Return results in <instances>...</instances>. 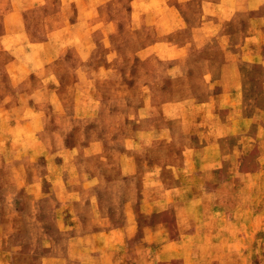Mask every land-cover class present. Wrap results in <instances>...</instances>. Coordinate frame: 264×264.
I'll return each instance as SVG.
<instances>
[{
    "label": "rangeland",
    "instance_id": "374dc122",
    "mask_svg": "<svg viewBox=\"0 0 264 264\" xmlns=\"http://www.w3.org/2000/svg\"><path fill=\"white\" fill-rule=\"evenodd\" d=\"M149 3L98 1L87 44L75 36L50 64L17 70L22 80L0 72V264H264V65L229 69L233 94L218 97L222 62L242 50L180 27L183 7L197 23L195 0L172 2L167 32L154 31L148 10L161 9ZM43 11L31 12L32 39L49 35L35 25ZM213 138L225 159L204 169L183 159ZM37 175L61 202L68 186H107L111 224L131 213L136 224L104 256L69 255L74 226L48 223V203L44 223L24 222L21 188Z\"/></svg>",
    "mask_w": 264,
    "mask_h": 264
},
{
    "label": "crops",
    "instance_id": "0c3cea01",
    "mask_svg": "<svg viewBox=\"0 0 264 264\" xmlns=\"http://www.w3.org/2000/svg\"><path fill=\"white\" fill-rule=\"evenodd\" d=\"M98 1L102 3L107 0H0V72H8V77L13 80H22L25 77L21 76L22 71H18L22 70L23 66L31 63L50 64L51 59L58 58L66 45L70 47L76 44L74 41L75 36L81 39V44H87L93 26L92 18L96 15L99 5ZM137 1L141 0H132V2ZM147 1L150 2L149 4L153 1L158 2V8L162 10L158 11L156 6L150 7L148 10L149 22L154 23L157 27L154 31L167 32L171 30L167 26L172 25L173 17H176L170 7L172 2L178 1L182 4H189L193 0ZM195 1L197 11L193 15H195L197 23L188 26L187 19L184 16L189 14L184 12L183 9L186 8L183 7L180 13L183 24H180V27L196 34L195 39L198 43H203L212 36L221 41L218 42V45L222 43L223 48L232 47L242 50L241 54L230 52L229 56L222 62L225 72L222 73L221 77L224 82L226 80L229 83L222 88H220V84L217 85L220 91L217 96L230 97L234 89V84L230 82L234 83L235 77L227 72L229 69H235L240 63L254 62L264 65V51L262 52V48H264V13H259L264 7V0ZM33 9H45V12L43 11L41 14V17L45 16L43 23L35 24L49 34L45 38L33 36L34 39H32L31 32L34 23L38 22L31 18ZM238 21L240 22L238 23ZM242 22L243 26L238 29L237 25H241ZM232 26L237 31L239 30L240 37L238 41L233 40L234 38L231 36ZM34 31L38 30L34 29ZM28 58H32V61L29 62ZM18 74L19 76H12ZM217 125L223 124L218 123ZM231 133L228 132L227 134ZM218 142V138H213V141L201 145L197 152H186L183 159L190 162L193 167L198 164L197 169H204L207 165H215L228 156V154L220 152ZM21 189L25 201L23 205L25 223L35 225L44 223L38 217H43L42 209L43 204L46 202L50 205L47 215L49 219L51 218V221L48 220V223L53 224L55 228L57 227L60 230L64 225L74 226L73 229H70L75 231L69 233V239L74 241L73 247H68L69 255L72 251V253L74 252L73 255L92 256L94 251L100 250L102 251L101 255L104 256L114 242H123L125 238L124 225L136 224L132 213L128 214L126 224L120 223L122 225L119 226L118 224H111L109 212L104 211L107 202L101 200L98 195L99 192L100 195L112 193L107 186H100L99 188L90 185L83 187L68 186L69 197L67 202L60 201V195L64 191H61L59 185L45 186L43 175H37L35 179L27 180ZM78 189L85 194L84 199L79 196ZM62 205L67 207L66 213L63 212ZM82 205L91 211L77 209ZM129 205L133 206L132 204ZM101 208L102 211L99 210ZM10 216H12V213ZM83 222L86 225L89 224V228L83 233L84 237L76 233ZM130 233L132 234L133 231ZM82 239L91 241L88 246H83V251L74 245L77 244V240ZM101 242L103 243L102 246ZM51 257L58 256L52 255ZM51 261V264H54V258Z\"/></svg>",
    "mask_w": 264,
    "mask_h": 264
}]
</instances>
